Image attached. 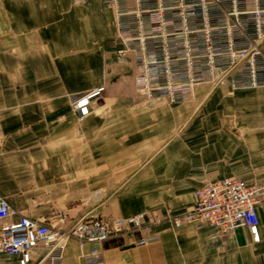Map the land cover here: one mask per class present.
Returning <instances> with one entry per match:
<instances>
[{
	"label": "crops",
	"instance_id": "crops-1",
	"mask_svg": "<svg viewBox=\"0 0 264 264\" xmlns=\"http://www.w3.org/2000/svg\"><path fill=\"white\" fill-rule=\"evenodd\" d=\"M120 46L103 0H0V193L13 219L61 230L80 219H161L189 209L206 182H264V85L202 84L171 103L136 90ZM100 85L78 119L68 96ZM257 214L258 242L245 227L157 225L83 246L70 238L61 264H264V198ZM0 264L18 257L0 253Z\"/></svg>",
	"mask_w": 264,
	"mask_h": 264
},
{
	"label": "built area",
	"instance_id": "built-area-1",
	"mask_svg": "<svg viewBox=\"0 0 264 264\" xmlns=\"http://www.w3.org/2000/svg\"><path fill=\"white\" fill-rule=\"evenodd\" d=\"M103 1L115 13L121 44L116 50L118 60L132 57L135 88L146 96L183 102L219 68L225 69L221 83L232 88L264 85V0ZM212 48L220 51L207 54ZM104 92L105 86L100 85L70 94L71 109L82 118ZM195 198L178 215L156 219L138 214L110 222L80 219L61 230L24 215L13 219L14 210L0 193V253L17 256L18 264H29L35 252L40 254L36 264H61L70 238L83 246L159 224L172 228L210 224L222 233L245 227L252 240L259 241L257 204L264 198V182L222 177L200 186ZM147 239L142 236L137 242ZM97 255L91 250L89 262Z\"/></svg>",
	"mask_w": 264,
	"mask_h": 264
},
{
	"label": "rangeland",
	"instance_id": "rangeland-1",
	"mask_svg": "<svg viewBox=\"0 0 264 264\" xmlns=\"http://www.w3.org/2000/svg\"><path fill=\"white\" fill-rule=\"evenodd\" d=\"M210 1V0H209ZM210 2H212L213 3V1L211 0ZM211 3V4H212ZM225 7H229L228 6V4L227 5H224V8ZM211 51V53H213V52H218V51H220V49H214V48H212V49H207L206 50V53L208 54L209 52ZM225 69L224 68H219V69H216V70H214L213 71V73L212 74H209L208 75V77L206 78V80L204 81V82H201L200 84H198L197 86H196V88L198 87V86H200V85H202V84H209V85H213V86H217L218 84H221V76H222V74L225 72L224 71ZM222 83H225V82H222ZM227 84V83H226ZM229 85V84H228ZM230 86V85H229ZM195 88V89H196ZM195 89H194V92H195ZM194 92L191 94L192 96H193V94H194ZM192 96L190 97V98H192ZM189 98V99H190ZM99 99V98H98ZM188 99V100H189ZM96 101V100H95ZM185 101H187V100H185ZM184 102V101H183ZM181 103V102H180ZM73 111V110H72ZM75 115L77 116V114L75 113ZM84 117V116H83ZM82 117V118H83ZM77 118L78 119H81V118H79L78 116H77ZM74 225V224H73ZM159 225H165V224H159ZM155 226V225H154ZM151 227H153V226H151Z\"/></svg>",
	"mask_w": 264,
	"mask_h": 264
},
{
	"label": "bare ground",
	"instance_id": "bare-ground-1",
	"mask_svg": "<svg viewBox=\"0 0 264 264\" xmlns=\"http://www.w3.org/2000/svg\"><path fill=\"white\" fill-rule=\"evenodd\" d=\"M194 195H195V193H194ZM195 199H196V198H195ZM126 218H127V217H126ZM184 224H186V223H184ZM190 224H192V223H190ZM182 225H183V224H182ZM182 225H181V226H182ZM193 225H194V224H193ZM181 226H179V227H181ZM179 227H177V228H179ZM227 233H228V232H227Z\"/></svg>",
	"mask_w": 264,
	"mask_h": 264
}]
</instances>
